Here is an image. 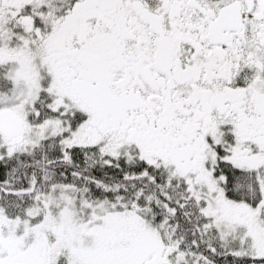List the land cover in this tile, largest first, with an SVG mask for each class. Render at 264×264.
Segmentation results:
<instances>
[{
	"label": "snow or ice",
	"instance_id": "obj_1",
	"mask_svg": "<svg viewBox=\"0 0 264 264\" xmlns=\"http://www.w3.org/2000/svg\"><path fill=\"white\" fill-rule=\"evenodd\" d=\"M0 264H264V0H0Z\"/></svg>",
	"mask_w": 264,
	"mask_h": 264
}]
</instances>
